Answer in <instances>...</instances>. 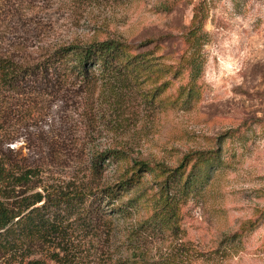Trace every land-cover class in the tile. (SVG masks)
I'll return each mask as SVG.
<instances>
[{
    "label": "rangeland",
    "instance_id": "374dc122",
    "mask_svg": "<svg viewBox=\"0 0 264 264\" xmlns=\"http://www.w3.org/2000/svg\"><path fill=\"white\" fill-rule=\"evenodd\" d=\"M108 39L141 56L86 80L45 66ZM0 57L31 71L0 91V164L94 190L149 164L120 198L137 197L130 216L75 225L70 264H264V0H0ZM200 151L217 157L177 171ZM10 247L0 236V264H23Z\"/></svg>",
    "mask_w": 264,
    "mask_h": 264
},
{
    "label": "trees",
    "instance_id": "16d2710c",
    "mask_svg": "<svg viewBox=\"0 0 264 264\" xmlns=\"http://www.w3.org/2000/svg\"><path fill=\"white\" fill-rule=\"evenodd\" d=\"M202 4L195 6L192 30L189 36L196 38L198 31L204 26L207 15L202 10ZM149 43H145L146 46ZM143 47L128 44L119 39L91 42L88 44L61 45L55 49L45 66L56 73L78 75L83 80L92 79L98 75L103 77L116 71L120 64L136 59L141 53L133 55L134 50ZM98 71V72H97ZM31 71L22 68L13 59L0 57V91L5 88L17 87L19 81L26 78ZM209 152V153H208ZM196 152L186 155L177 171L184 169L193 160V171L201 170L211 160L216 159L215 152ZM211 153V154H210ZM115 153L109 152L108 158ZM105 155V154H104ZM104 155H101V157ZM139 170L125 178L123 182L101 189H88L83 186L67 184L65 186L53 183H36L38 173L35 169H27L20 173L0 164V236L9 238L11 243V260H19L23 264H49L48 259L56 263L70 264L79 252V242L74 237L75 225L91 226L96 217L101 218L105 213L111 216L126 217L133 213L137 197L128 202H120L132 186L142 180L141 171L148 167V162L140 161ZM40 180V179H39ZM171 180L166 178L162 183L168 187ZM185 182V191H190ZM26 187L25 190L19 187ZM41 190H38V189ZM109 205L108 211L101 212L102 202ZM42 246L53 248L49 258L43 256L33 258ZM63 252V256L60 255ZM49 254V252L47 253Z\"/></svg>",
    "mask_w": 264,
    "mask_h": 264
}]
</instances>
